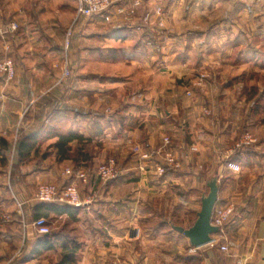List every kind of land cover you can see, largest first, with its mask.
Instances as JSON below:
<instances>
[{
	"label": "crops",
	"instance_id": "0c3cea01",
	"mask_svg": "<svg viewBox=\"0 0 264 264\" xmlns=\"http://www.w3.org/2000/svg\"><path fill=\"white\" fill-rule=\"evenodd\" d=\"M29 1H5L1 13H30L39 15V20H44L45 14L56 10L55 0ZM116 1L118 4H126L131 0ZM246 2L247 0H176L171 10L181 13V20L195 23L200 14L205 19V15L202 16L205 11L214 15L217 9L215 5L219 3L222 4L219 8L225 14H234L240 19L242 16L247 18ZM142 11L141 9L140 12ZM140 12L135 14L133 23L127 26L113 21L107 23L104 17H98L94 23L100 27L106 25L111 32L104 35L93 33L86 38V46L96 47H88L81 56L82 76L88 81L98 80L99 83L113 86L123 82H129L133 86L130 87L126 103L118 106L116 111L113 110L110 117L106 115V104L102 101L106 100L107 95L98 87L81 91L90 101L95 102L91 108L85 100L79 101V105L72 104V101L78 100L74 98L62 109L56 99H53L55 94L60 93L57 89H52L57 75L52 69L56 53L47 47L48 40L41 41L42 38H39L38 17L35 22L34 19L26 22L27 19L23 16L21 19L10 17L0 23V31H4L10 23L18 26L14 35H8L11 39L0 37V51L5 39L6 45L14 51L11 52V57H15L17 77V83L6 91L4 100L0 101V141L5 140L11 144L13 140L19 141L22 137L34 135L38 142H48L45 151H31L29 161L19 164L14 172L9 173V188L15 201L9 199L7 187L0 183V264H60L63 257L70 255H73V262L65 264H236L238 259L244 264H264V206L259 207L261 198H258L264 193V179L258 193L257 183L248 185L245 182L248 172L258 170V167L243 166L244 154L247 160L252 161L257 158L256 153L253 150L251 153L238 151L235 147L224 148V142L228 143L231 139L227 135L231 136L232 131L227 133V137H220L216 148L209 146L203 137L210 132V121L203 117L207 123L199 118L202 117L201 105L210 103L202 104L194 98L186 99L177 89L173 97H155L156 93L167 95L169 91H160L161 87L152 86V78L139 84L137 79L141 77L137 73L142 71L143 78L144 74L150 76L151 71L146 66L152 60L146 47L152 31L142 24ZM256 12L257 10L252 11ZM194 13L197 14L195 17ZM252 16L257 18L259 15ZM221 22L229 25L227 27L230 29L234 24L237 26L230 17H224ZM35 23L38 27L35 25L34 28ZM180 23L182 26L185 24ZM46 24L45 29L48 31L55 27H50L48 20ZM212 27L215 25L210 26ZM194 34L202 38L204 36L199 32ZM35 40H38L39 45L33 42ZM166 41L164 44L168 43ZM241 42L240 39L231 43L228 41V44L235 46L241 45ZM171 45L180 47L187 46L188 43L177 40ZM34 47L42 48L43 56L39 61L35 60L37 54L31 52ZM161 56L166 66L171 63L168 53ZM226 58L229 60L231 55ZM179 59L184 64L190 59V54H181ZM239 59L242 60L243 55L240 54ZM40 61L43 63H38ZM105 64H109V67H129V71L124 75L111 74L108 72L109 67L104 69ZM93 66L99 71L89 74L88 69ZM121 76H125V80ZM71 89L67 88L65 91L68 93ZM121 90L119 87L107 89L108 93L115 91L117 94ZM241 105L242 102L239 101L233 105V109L239 110ZM161 108L165 109L163 114ZM173 109L176 110L175 113L171 111ZM14 127L17 132H13L11 140L6 136L12 134ZM67 133L77 134L89 142L87 148L80 151L82 154H89L88 166L81 163L76 166L72 160L57 161L56 152L50 146L56 141L57 135ZM164 138L170 140L169 149L179 168L159 178L150 165L148 167L146 164V172L143 171L137 161V154L130 150L140 147L144 152L160 153L164 149ZM109 146H113L112 149ZM70 147L71 154L78 149L75 144ZM217 152H223L220 155H223V159L233 156L226 164L238 165L240 172L227 170L226 164L215 166ZM3 155L7 157L8 154ZM110 155L123 159L121 174L116 181L104 184L96 178L95 169L99 160ZM67 169L71 171V176L65 174ZM6 173L4 168L0 169V178ZM79 173L86 175V183L78 179ZM213 177L217 178L218 185L215 206L230 201L235 204L236 212L223 234L214 237V244L218 245L210 244L193 250L188 241L172 229L173 226L168 227L169 220H161V215L151 214L150 203L155 199L156 193H165L167 187H173L182 194L186 192L178 198L180 206L182 201L192 200L190 195L207 189L206 184ZM69 182L77 185L82 207L75 208L78 210L74 212V218L51 212L45 215V211L33 201L37 187L42 184L62 186ZM254 192L256 194L253 195ZM4 214L10 216L9 221H2ZM38 215H42L52 228L51 250H43L40 246L43 238L37 236L31 227ZM155 220L158 221L156 227H148ZM221 246H227L228 253H221Z\"/></svg>",
	"mask_w": 264,
	"mask_h": 264
},
{
	"label": "rangeland",
	"instance_id": "374dc122",
	"mask_svg": "<svg viewBox=\"0 0 264 264\" xmlns=\"http://www.w3.org/2000/svg\"><path fill=\"white\" fill-rule=\"evenodd\" d=\"M5 1L11 0H0V23H4L5 20L10 19V17L13 19H21L23 16L25 17L24 19H27L26 22H31L33 19L35 22L38 17L37 19L40 21V26L38 27L36 23L33 24V26L35 28L36 25L39 28V38H42L41 41L48 40L47 47L51 50H55L56 61H54L53 66H51L52 69L56 71L57 75L52 89L60 91L58 94L54 93L55 95L53 97V99H56V103L61 105L60 108L64 109L67 107L68 103H71L74 98L78 99L75 100L78 102L72 101V104L79 105V101L85 100L90 108L94 107L95 102L92 100L90 101L81 91L91 90V88L95 89V87L103 89L107 95L106 100H102L106 104L105 113L107 116L110 117V115L114 113L113 110L116 111L118 106L122 105L124 102L126 103V100L130 95V87H133L129 82H123L121 85L115 84V86H113V84L99 83L98 80L88 81L89 79L84 78L80 72L82 65L81 56L84 54L85 49L88 47H96L94 45L86 46L88 45L86 43V38L90 37L93 33L104 35L111 32V29L106 25L100 27V25L94 23L98 17L91 19L77 18L76 2L74 0H55L56 10L54 13L50 12L48 15L45 14L43 16L44 20H39V15L30 13L26 15L15 13L4 14L1 13V11ZM132 1L133 0L130 2ZM234 1L235 0H232V2ZM27 2L30 1L27 0ZM130 2L127 1L126 4L119 2L120 4H118L115 0L117 7L124 8L129 7L131 4ZM246 3L248 12L247 18L242 16V18L239 19L236 18V15L234 14H225V12L219 8L222 4L218 3L215 5L217 9L214 8L216 9L214 15L205 11V14H202V16L205 15V19L201 18L200 14V17L198 16L199 20L193 23L191 20L188 22L184 19L181 20V13H175V10H171V7L176 4V0H141V6L136 10L135 14H138L141 9L143 10L140 12L141 22L144 15H149V22L145 26H147L146 28L150 29L152 32L146 42V47L152 60L148 61L146 66L147 69L151 71L150 76L144 74L145 78H143V72L139 71L137 76L141 78H138L137 81H139V84L141 85V81L152 78V86L156 88L161 87L159 88L160 91H169L167 95L162 92L156 93L154 94L155 97H173L178 90V92H180L179 94H182L186 99L194 98L197 101H201L202 104H205L206 102L210 103L205 106L201 105L202 117L199 118L203 121L206 119L208 122L210 121V132H208L206 136L203 135L205 136L203 139L208 141L207 143L209 146L211 145L216 148L219 144L218 141L221 139L220 137L224 138L228 136L231 137V139L228 143L224 142L223 147L227 149L230 147L236 148V145L240 142L241 138L245 135H249L255 143L237 150L244 152L247 148L249 149V153H251L252 150L256 153L257 158L252 161L247 160V156L244 154L243 166L244 168H246L245 166L250 165L258 167V170L255 169L248 172L245 182L248 185H250V183H257L259 193L264 179V0H257L256 2L255 0H247ZM233 8H235V6H233ZM253 10H257L258 13H252ZM254 14L259 16L253 18L252 15ZM195 15L197 14L194 13L193 17H195ZM134 16L131 17L129 21H125L111 11V15L104 17V21L107 23H112L113 21L115 24L127 26L133 23ZM224 17H230L237 26H235V24L232 25V29L227 27L229 25L221 22ZM47 20L50 22V27L55 26L52 30L48 31L45 29ZM116 20L118 22H116ZM180 22L185 23V26H182ZM213 25H215V27L210 28V26ZM42 26L44 27L43 29L40 28ZM165 26L167 28H164ZM172 26L174 28H172ZM181 26L182 28H180ZM166 29L168 31H166ZM36 32H38V30ZM195 32L204 35L203 38L200 35H195ZM2 37L5 38L9 36L6 34ZM240 39L242 41L241 45L237 44L231 46L228 44V41L231 43V41L236 42V40L239 41ZM177 40L187 42L188 45L180 47L172 46L171 44ZM1 41L2 40L0 39V42ZM67 41L68 49H66ZM165 41L168 43L164 44ZM6 42L7 39L2 43L0 60L9 58L16 71L15 57L14 55L11 57V52L13 50H10V47L6 45ZM33 42H36V40ZM36 43L39 45L38 40ZM41 50L42 48L39 49L37 47L31 49V52L37 54L35 60L39 61V58L43 56ZM12 53H14V51ZM167 53L168 57H170L171 63H168L169 65L166 66L165 62L161 59V55ZM188 53L190 54V59L184 64H181L180 61H178L180 60L179 56ZM240 54L243 55L242 60L239 59ZM228 55H231L229 60L226 58ZM38 63H43V61ZM34 65L37 66L36 63H34ZM107 65L105 64L104 69H108L109 66ZM128 68L129 67L126 68L121 65H112L109 67L108 72L111 74L124 75L129 71ZM97 71H99V69H97L96 66L88 69L89 74ZM65 72H68L69 76L64 77L63 74ZM161 72H164L165 74H161ZM15 77L16 75H14V78L8 83L0 79V101L4 100L6 91L17 83ZM201 77H203V79H201ZM121 78L125 80V76H121ZM198 83H200V86H197ZM113 87H119L120 89L122 88V90L118 94L115 93V91L108 93L109 90L107 91V89H113ZM67 88L72 89L68 90L69 92L67 93ZM175 89L177 90L175 91ZM171 91H174V93ZM239 101L242 102L241 108L239 110L233 109L235 108L233 105L237 104ZM56 107H59V105ZM164 110L165 109L161 108L162 114L164 113ZM171 111L174 113L176 112L175 109ZM204 111H208L210 114L205 115ZM23 113L25 114V112ZM203 117L206 119H203ZM24 118H26L25 115ZM244 125L247 126L244 127ZM15 128L16 127L12 128V134H9L6 137L12 140L13 132L17 130V128L16 130ZM231 131V136L227 135V133H230ZM17 142L18 139L15 141L13 140L10 144L11 150L7 152V165L4 167L7 173L4 177L0 178V183L5 184V187H7L8 190L7 193L9 199L12 198V201H15V199H13V195L9 188V173L13 171V166L15 165L14 157L16 152L14 149ZM37 144L39 145L40 153H42L45 151L48 142L39 141ZM112 147L113 146H109L108 148L112 149ZM137 148L141 151L140 147ZM133 149L134 147L130 152H133ZM221 153L223 152H217V156L214 155L215 166L224 165L226 164V161L230 162L232 160L233 156L231 158L228 157L226 159L225 157L223 159V155L220 156ZM111 158L116 160L117 169L121 172L120 169L122 167L123 159L116 155H110L103 160L101 159L102 161L99 160L97 167L99 164L101 165ZM1 167L0 162V169H3V167ZM165 191V193L162 192L155 194V199L150 203L151 214L161 215V220H169L170 223H168V227L169 225H181L183 229H188L195 221L196 214L200 209V197L202 194L207 195L208 189L202 190V193L199 192L190 195L192 200H188V202H185V200L183 202L181 200L182 202L180 206L178 204V198L185 195L186 192H183L182 194L179 192L180 190L173 187H167V190ZM241 193L244 194L243 191ZM254 194L256 193L254 192L253 195ZM231 198L229 199L231 200ZM258 198H261L259 199V207H263L264 193ZM262 213L264 214V208L262 209ZM156 224H158V221H152L148 227L154 229ZM214 245L216 246L218 243Z\"/></svg>",
	"mask_w": 264,
	"mask_h": 264
},
{
	"label": "built area",
	"instance_id": "2783aa9c",
	"mask_svg": "<svg viewBox=\"0 0 264 264\" xmlns=\"http://www.w3.org/2000/svg\"><path fill=\"white\" fill-rule=\"evenodd\" d=\"M76 2V16L77 18L91 19L96 17H106L111 15L113 11L116 15L120 16L123 20L129 21L131 17L134 16L136 10L141 6V0H133L129 7H117L113 0H74ZM149 22V15L146 14L142 17V23L147 25ZM18 31V26L15 23H10L5 27L4 31H0L1 37L3 35H14ZM68 49V41L66 45ZM15 75L14 65L9 58L0 60V79L6 83L10 82ZM64 77L69 76L68 72L63 74ZM203 79V77H201ZM201 83V82H200ZM200 83L197 86H200ZM205 115H209L208 111H204ZM255 141L249 136L245 135L241 138L240 142L236 145V149H243ZM164 149L160 153L142 152L137 147L133 149V153L137 154V161L141 165L140 168L145 171V165L151 166L154 174L157 177H163L167 170H176L179 168V164L173 154L169 149L170 140L168 138L163 139ZM150 165V166H149ZM139 168V169H140ZM226 169L233 172L239 173L240 167L234 163H227ZM146 172V171H145ZM65 174L71 176V171L66 170ZM120 172L117 169V162L115 159H108L105 163L99 165L95 169L96 178L102 183H109L115 181L119 178ZM78 179L82 183H86V175L79 173ZM33 201L37 204L43 205H58L67 206L71 208H80L83 202L80 197L77 185L71 182L70 184L63 185L62 187L53 184H42L39 185L36 193L34 195ZM235 214V205L226 201L225 204L218 207H214L211 225L219 228L220 233L217 235H222L224 229L233 220ZM2 221H9L10 216L4 214L1 217ZM31 227L35 234L39 237L46 236L50 233L51 226L44 219L39 218L31 223ZM213 243H216L215 238H213ZM193 249V248H192ZM194 250V249H193ZM220 251L223 253H228L227 246H221ZM236 264H244L241 259H238Z\"/></svg>",
	"mask_w": 264,
	"mask_h": 264
},
{
	"label": "trees",
	"instance_id": "16d2710c",
	"mask_svg": "<svg viewBox=\"0 0 264 264\" xmlns=\"http://www.w3.org/2000/svg\"><path fill=\"white\" fill-rule=\"evenodd\" d=\"M258 107V106H257ZM256 107V108H257ZM258 109V108H257ZM256 112V111H254ZM37 139L34 135H28L25 137H22L15 146V152L16 155L14 157V163L13 171H15L16 166L18 167L19 164H22L24 162L29 161V156L31 151H38L39 145L37 144ZM75 144L78 149L71 154V145ZM89 142L83 139L81 136L74 134V133H67V134H59L56 137V141L50 146L52 147L56 152V159L58 162H62L65 160H72V162L76 165L78 164H84V166H88L87 164L90 161L89 154H82L80 151L82 148H87ZM36 149V150H35ZM9 150H11V145L5 141H0V162L1 166L4 168L7 165V157L3 154H6ZM249 149L246 148L244 152H248ZM76 165V166H77ZM1 167V168H2ZM172 170H167L165 175L166 176L169 172ZM163 176V177H164ZM120 177V176H119ZM116 181V180H115ZM114 182V181H112ZM111 182V183H112ZM71 182L67 183L70 184ZM64 184V185H67ZM63 186V185H62ZM60 186V187H62ZM37 204V203H36ZM38 208H41L46 213L45 215H48V212L54 213L55 215H68L70 218H74V212L78 209L67 207V206H58V205H43V204H37ZM43 218L42 215H38L37 219ZM173 227H182L181 225L173 226ZM52 237H53V231L52 228L50 230V233L46 236H41L43 240L41 241L40 246L43 248V250H51L52 248ZM73 255L63 257L60 264L65 263H71L73 262L72 259Z\"/></svg>",
	"mask_w": 264,
	"mask_h": 264
},
{
	"label": "water",
	"instance_id": "95a60500",
	"mask_svg": "<svg viewBox=\"0 0 264 264\" xmlns=\"http://www.w3.org/2000/svg\"><path fill=\"white\" fill-rule=\"evenodd\" d=\"M206 187L208 193L207 195H202L200 199V209L192 226L188 229L181 227L172 228L175 232L181 234L193 249L212 244L213 238L220 233L218 227L211 225L213 210L218 199L217 178H211L207 182Z\"/></svg>",
	"mask_w": 264,
	"mask_h": 264
}]
</instances>
